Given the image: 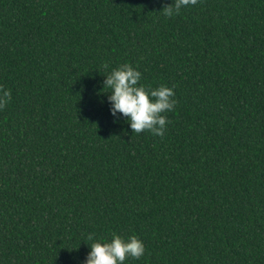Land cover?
<instances>
[{"label": "trees", "instance_id": "trees-1", "mask_svg": "<svg viewBox=\"0 0 264 264\" xmlns=\"http://www.w3.org/2000/svg\"><path fill=\"white\" fill-rule=\"evenodd\" d=\"M173 2L0 0V264L113 235L145 245L125 264H264V0ZM125 63L173 88L163 137L111 114Z\"/></svg>", "mask_w": 264, "mask_h": 264}, {"label": "clouds", "instance_id": "clouds-1", "mask_svg": "<svg viewBox=\"0 0 264 264\" xmlns=\"http://www.w3.org/2000/svg\"><path fill=\"white\" fill-rule=\"evenodd\" d=\"M198 0H174L170 6L163 8L165 16L171 17L180 13L182 8L196 5ZM104 67L107 69L108 65ZM142 73L130 64H122L112 69L103 82V93L108 94L111 114L116 117L122 114L134 133L151 132L154 136L163 137L168 123L167 112L175 109L177 100L173 88L160 85L146 88L140 83ZM110 91L105 93L104 90ZM11 100L10 90L0 86V110ZM89 240L94 235L89 234ZM145 253V245L136 235L127 239L113 235L110 241L95 240L90 244L85 264H125L128 258L139 260Z\"/></svg>", "mask_w": 264, "mask_h": 264}]
</instances>
